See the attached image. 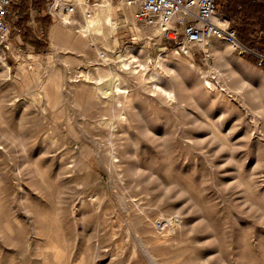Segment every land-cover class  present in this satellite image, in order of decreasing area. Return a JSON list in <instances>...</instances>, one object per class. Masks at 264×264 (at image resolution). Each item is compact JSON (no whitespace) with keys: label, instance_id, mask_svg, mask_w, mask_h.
Returning <instances> with one entry per match:
<instances>
[{"label":"rangeland","instance_id":"1","mask_svg":"<svg viewBox=\"0 0 264 264\" xmlns=\"http://www.w3.org/2000/svg\"><path fill=\"white\" fill-rule=\"evenodd\" d=\"M58 9L39 39L12 6L0 38V264H150L127 221L156 264H264V69L218 38L208 55L176 52L121 27L123 10L98 49L89 36L52 46ZM249 30L263 51L264 31ZM96 66L128 93L105 95ZM161 215L178 224L159 230Z\"/></svg>","mask_w":264,"mask_h":264},{"label":"bare ground","instance_id":"2","mask_svg":"<svg viewBox=\"0 0 264 264\" xmlns=\"http://www.w3.org/2000/svg\"><path fill=\"white\" fill-rule=\"evenodd\" d=\"M62 1L65 0H55L54 7L56 8L58 6H63ZM73 4L76 8V11L74 13L76 12L79 13L80 20H78V23L81 24L79 30L80 35L78 38H76L77 42H79L78 46L76 42L75 44L71 42V36L73 31L71 27H68L73 23H77V21H75L72 18V15H74V13L73 14L61 13V11L59 13L60 21L54 22V24L51 26L49 31V38L52 46L82 48L87 44L86 38L89 36L92 39V43H93L92 46L98 49L96 45V41H98V39L100 38L106 40L109 37V35L113 33L118 27V23L115 20L117 10H123L125 16L124 18L125 24L122 25L121 27L128 26L132 32L138 34H145L146 39H151L152 37L154 38L160 37L161 33L157 28L147 27L141 23H140L141 26H138L136 20L133 17V7L131 5H128V0H118L116 4H113L111 0H98L93 5H90V3H88L87 0H73ZM212 20L213 22L219 25L223 24L222 19H220L218 16L213 17ZM147 33L149 34L147 35ZM189 46L190 49L194 47H201L207 55L209 54V51L212 52V50H216V51L220 50L217 47H215V45L212 44V42H210L209 40L198 42L196 44H191ZM100 53L102 52H99V55ZM103 54H104L103 59L99 58V60L108 63L111 60V58L107 57L106 53L103 52ZM116 57L119 61V63L116 65L118 69L123 71L130 69L129 63L120 58L121 55H117ZM184 63L182 62L183 65H185ZM3 65L6 66L5 63H3ZM161 65H163L164 67V65L166 64L162 63ZM216 68H217L216 66H211L208 72L210 73L215 72ZM94 69L96 72L95 81L99 84L98 88L100 90H103V93L105 95H112V94L119 95V93H128L126 88L120 86V74L114 72L113 68L111 67L103 68L96 66L94 67ZM197 69L201 70L200 68ZM200 73L204 75V72H202V70ZM173 74L175 76L177 75L175 70H173ZM158 75L157 78L158 80H160V77ZM36 77L37 75L34 76V78ZM54 77L55 75L51 74L49 76V81L54 83L53 81ZM207 84H210V82H207ZM155 86L158 87L160 92H163L168 96H171L173 93L171 90H167L164 86H160V85H155ZM197 86L198 84L195 85V87ZM45 95L46 97H48L49 93L45 92ZM214 135L221 142L225 143V140L222 138V136L219 133L214 132ZM119 204L123 209L125 208V203L121 197L119 198ZM177 221H178V216H176L173 219L172 218L164 219L163 216L161 215L160 227L158 229L162 230L163 226L165 224H168L170 230H172L174 226L178 224ZM127 226L129 230L132 232L135 241L140 247V250L147 257L150 264H156L154 257L152 256L146 245L143 243L140 235L134 228L132 222L127 221Z\"/></svg>","mask_w":264,"mask_h":264},{"label":"built area","instance_id":"3","mask_svg":"<svg viewBox=\"0 0 264 264\" xmlns=\"http://www.w3.org/2000/svg\"><path fill=\"white\" fill-rule=\"evenodd\" d=\"M16 1L0 0V38L3 40L8 34L6 17ZM225 2L226 0H128V5L133 7L136 22L157 28L165 38L173 42L176 52L187 54L189 45L218 38L231 45L239 56H251L256 65L264 69V50L251 47L238 38L236 30L230 26L229 19L221 11ZM57 9L58 15L60 11L71 14L75 12V6L67 4L53 7V11L50 9L51 16L54 17L53 12ZM215 16L222 19L223 24L213 22L212 18ZM99 56L103 59V52Z\"/></svg>","mask_w":264,"mask_h":264},{"label":"trees","instance_id":"4","mask_svg":"<svg viewBox=\"0 0 264 264\" xmlns=\"http://www.w3.org/2000/svg\"><path fill=\"white\" fill-rule=\"evenodd\" d=\"M23 2L21 9L26 12L25 5L27 3L25 0ZM223 13L231 20L241 21V28L238 29L239 33L237 32V36L244 43L248 39L249 28L257 26L264 31V0H228V5ZM25 19L26 17L23 20ZM261 40L264 43V36H262ZM246 43L249 45L253 44L249 40Z\"/></svg>","mask_w":264,"mask_h":264},{"label":"crops","instance_id":"5","mask_svg":"<svg viewBox=\"0 0 264 264\" xmlns=\"http://www.w3.org/2000/svg\"><path fill=\"white\" fill-rule=\"evenodd\" d=\"M25 1L26 3H28L25 5L26 12H23V10L21 9V6H23L24 3L22 1L21 4L14 6V3L12 6L18 13L17 15L19 21H23L24 23H27L31 28H34L35 37L40 39L42 36L41 32L44 31L43 25L55 20V18L50 14L51 10L50 6H48L49 0H34V2H32V0ZM25 17L26 19L23 20ZM36 29L39 30L38 33L40 35L37 34Z\"/></svg>","mask_w":264,"mask_h":264}]
</instances>
